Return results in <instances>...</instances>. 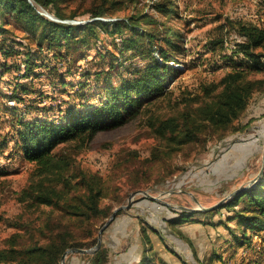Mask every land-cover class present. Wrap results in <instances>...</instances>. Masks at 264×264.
Here are the masks:
<instances>
[{
  "label": "trees",
  "instance_id": "obj_1",
  "mask_svg": "<svg viewBox=\"0 0 264 264\" xmlns=\"http://www.w3.org/2000/svg\"><path fill=\"white\" fill-rule=\"evenodd\" d=\"M74 1L0 0V54L3 56L0 76L16 73L11 80L13 88L0 91V97L23 106L19 107L21 113L12 117L11 138L15 153L32 165L28 182L18 192L17 199L23 203L24 211L43 214V218L28 217L8 223L15 231L0 242V264H60L68 249H88L97 243L99 222L113 210V206L102 201L118 199L115 195L119 189L115 181L117 172L103 177L76 163V157L100 131L143 115L148 106L169 95L172 90L167 91L163 81L169 73L177 71L173 65L180 62L177 54L187 50L180 41V33L165 22L178 15L174 0H155L150 6L165 21L149 13L102 21L98 17L120 8L121 0H80V3H89L84 11L89 19L81 23L65 22L75 14L65 15L62 4ZM38 7L59 21L43 15ZM141 22L143 27H138ZM233 27L241 39L213 67V70H227L217 80L203 83L193 97H172L168 110L147 116L144 124L153 135L178 147L200 141L202 134L203 140L206 136L222 139L228 131L236 130L234 122L245 112L253 95L264 93V19L262 24L235 21ZM98 28L109 35L122 34L124 30L129 33L119 42L110 41L117 52L106 46L99 49L96 63L100 68L92 71L82 68L78 62L86 50L100 41ZM16 30L21 32L19 37ZM129 51H132L130 56L145 60L144 64L123 66ZM8 57L12 60H7ZM105 63L109 64L106 69ZM121 66L127 69L126 76L120 71ZM258 74L261 76L256 77ZM114 77H118L117 82ZM35 80L49 84L52 89L60 85V91L68 98H57L36 89L31 85ZM66 85L70 88H65ZM45 98L59 101L55 105L46 104ZM251 125L250 122L246 128ZM255 129L237 143L242 152L239 155L233 143L234 157L241 155L250 160L259 153L264 127ZM6 146L5 139L0 141V151ZM128 156L129 162L125 159L119 167L148 162L136 153ZM1 169L0 177L6 174ZM138 170L139 167L135 173ZM166 208L175 215L165 216L164 224L150 230L166 251L179 257V264H213L214 260L223 258L213 243L209 253L200 254L199 243L211 242V236L204 234L199 242L189 228L180 226L183 221H188L189 226L200 223L224 226L227 235L217 233L216 239L224 240L229 249L236 246L235 250L243 256L247 253L257 256L249 263L264 264V170L255 185L238 189L212 209ZM120 213L119 210L116 215ZM215 214L220 215L217 221L212 219ZM141 233L144 247L132 258L136 264H152L156 250L151 235L144 227ZM183 249L189 251L186 258L181 256ZM110 253V248L101 242L92 253L67 257L66 264H106ZM158 258L159 264H166L162 256Z\"/></svg>",
  "mask_w": 264,
  "mask_h": 264
},
{
  "label": "rangeland",
  "instance_id": "obj_2",
  "mask_svg": "<svg viewBox=\"0 0 264 264\" xmlns=\"http://www.w3.org/2000/svg\"><path fill=\"white\" fill-rule=\"evenodd\" d=\"M121 1L122 6L120 8L113 10L104 17H98V19L102 21L121 20L131 14L149 13L158 16L161 21H165L150 7L155 0ZM174 1L178 6V15H174L165 22L170 24L173 30L180 33V41L187 50L177 54L180 62L173 64L177 71L169 73L170 75L168 74L163 81L166 90H172V92L164 99L156 101L157 104L148 106L143 115L138 114L130 118L125 124L110 130L100 131L89 145L82 148L76 157V163L103 177L117 172L115 181L119 185V189L115 195L118 196V199H103L102 204L113 206V210L119 206L125 207L120 210V215H116L117 221L111 222L102 232L101 242L111 250L106 264H118L120 262L136 264L137 261L132 257L135 256L134 254L141 253L144 247L140 241L143 239L141 228L154 226L156 229L158 225L164 224L165 216H174V211L168 210L167 206L176 210H200V208L217 204L242 187L255 185L260 178L258 174L263 163L264 142L259 153L252 160L243 159L244 156L241 155L234 157L233 155L236 154H233L231 147L235 143L236 153H242L237 148L240 147L237 143L250 136L252 127L246 128L250 122L256 126L258 124L257 118L264 117V110L263 113L260 111L261 109L256 110V105L259 104H253L258 101V97L262 99L264 94L255 93L253 95L255 100H252L253 97L251 98L252 101H249L245 112L234 122L237 127L236 130L228 131L222 139L217 138V136H206V140H203L204 135L202 134L203 138L198 142L180 147L174 146L163 137L159 138L155 134L154 136L150 129L145 126L144 119L147 116L152 117L168 110L170 98L193 97L198 93L197 91L203 83L217 80L227 69L213 70L214 64L217 63L216 61L220 63L222 56L229 54L234 49V44L241 39L233 27V22L247 21L262 24L264 0ZM88 5V2L80 3V0H75L65 6L62 4L65 15L75 14L74 18L66 19L65 22L81 23L88 20L89 15L84 12ZM38 10L43 15L48 13L54 17L44 8L38 7ZM138 27H143V22ZM16 31L15 33L19 37L21 32ZM128 33V30H124L122 34L109 35L98 28L100 41L96 46L84 52L83 58L78 64L82 68L92 71L98 70L100 65L96 61L99 60L97 56L99 49L106 46L117 52L110 45V41L119 42ZM16 47L22 48L18 44ZM131 52L126 53L125 56L128 59L123 66L143 65L145 60L139 56H130ZM154 55L156 54L154 53ZM1 59L3 56L0 54ZM7 60L11 61L12 58L8 57ZM108 65L105 63L104 68L106 69ZM123 66L120 67V71L126 76L128 72ZM15 74V72H6L0 76L1 92H8L9 89L13 88L11 80ZM255 76L260 77L261 75ZM70 79L71 77L68 76L67 80ZM114 81L117 82L118 77H114ZM31 85L57 98H68L66 93L60 91V85H57L56 89H52L49 84L37 82V80L33 81ZM65 88H70V86L66 85ZM73 89L75 90L77 87L74 86ZM30 95L35 96V94ZM58 101L59 99L55 98H45L43 103L55 105ZM13 107L18 108L13 109ZM19 107L22 108V104L0 97V141L5 139L7 142L5 149L0 151V167L1 170L6 171V174L0 177L2 181L0 186V214L3 217V220L0 221V242L8 234L15 231L13 227L8 226L9 222L25 220L28 217L43 218V214L38 211L33 213L24 211L23 203L17 199L18 192L28 182L32 168L31 163L18 156L13 149L14 140L11 138L13 129L10 123L13 120L12 117L21 113ZM130 153H136L141 160L148 162L138 161L136 162L138 165L135 167L133 163L125 164L124 167L122 166L123 168L119 167L125 159H127V163L129 162L128 159L131 158L128 155H132ZM138 167L139 170L135 173L134 170ZM132 181L134 185H137L136 187L131 185ZM134 191H138V193L130 198V194ZM128 203L130 204L128 205ZM107 218L100 220L98 229ZM219 218V214L212 216L214 221ZM188 223V221H183L180 226L189 228L190 232L196 235L198 241L204 234L208 237L211 236V242L199 243L198 249L200 254L210 252L211 243H213V246L217 247L216 251L223 256L221 260H214L213 264H219L223 261L226 264H237V262L238 264H252L249 263L250 260L257 257L248 253L243 256L235 250L236 246L229 249L224 240L216 239L217 233L223 236L227 235L224 226L210 227L202 223L189 226ZM232 225L235 224L232 223ZM204 230L208 232H203ZM147 232L151 235L153 247L156 250L152 264H159L158 256H162L167 261L166 264L180 263L179 257L166 251L151 230L147 229ZM255 238L258 237L255 236ZM170 245L173 244L170 243ZM180 253L182 257L186 258L189 251L183 249ZM77 255L76 253L67 254L65 264L67 257H78Z\"/></svg>",
  "mask_w": 264,
  "mask_h": 264
},
{
  "label": "water",
  "instance_id": "obj_3",
  "mask_svg": "<svg viewBox=\"0 0 264 264\" xmlns=\"http://www.w3.org/2000/svg\"><path fill=\"white\" fill-rule=\"evenodd\" d=\"M45 16H47L48 18L50 19H53V20H56L54 17H52L50 14L48 13H44ZM264 170V155H263V166L258 174V177L261 176L262 172ZM136 193H138V191H134L133 193L130 194V198L132 196H134ZM235 192L231 193L230 195H233L235 194ZM229 196V195H228ZM227 196V197H228ZM225 197V198H227ZM221 201H219L217 204L215 205H212V206H209V207H203V208H200V210H209V209H212L213 207L217 206ZM130 203H128L129 205ZM125 206H119V207H116L112 213L110 214V216L107 218V220L105 221V223L100 227L99 231H98V236H97V243L92 247V248H88V249H83V248H71V249H68L61 257V264H65V257L67 254L69 253H84V252H89V253H92L94 250H96L99 246H100V243H101V235H102V232L103 230L115 219L116 217V214L119 210H121L122 208H124Z\"/></svg>",
  "mask_w": 264,
  "mask_h": 264
},
{
  "label": "crops",
  "instance_id": "obj_4",
  "mask_svg": "<svg viewBox=\"0 0 264 264\" xmlns=\"http://www.w3.org/2000/svg\"><path fill=\"white\" fill-rule=\"evenodd\" d=\"M264 93L260 94V95H263ZM260 97H258V101H256L255 103L253 104H259V105H256V110L257 109H261L260 111H262L263 113V110H264V95L262 97V99H259ZM252 100H255V98L253 97ZM251 100V101H252ZM261 113V112H260ZM264 114V113H263ZM264 116V115H263ZM261 117V116H260ZM260 117L257 118L256 122H258V124L256 126L252 125V134L254 131H256V127H260L261 129H263L264 127V117H262L261 119H259ZM257 156V155H256ZM255 155L252 156L251 160L254 159L256 157ZM262 166H263V163H262ZM136 217V216H135ZM191 223V222H190ZM114 225H116V223H113ZM148 230H150V228H147ZM139 239V238H138ZM141 241V240H140ZM239 253V252H238Z\"/></svg>",
  "mask_w": 264,
  "mask_h": 264
}]
</instances>
